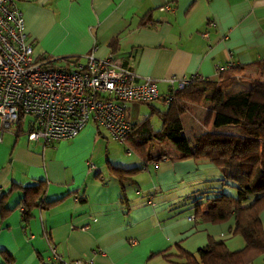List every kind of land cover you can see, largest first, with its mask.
I'll use <instances>...</instances> for the list:
<instances>
[{"label":"crops","instance_id":"obj_1","mask_svg":"<svg viewBox=\"0 0 264 264\" xmlns=\"http://www.w3.org/2000/svg\"><path fill=\"white\" fill-rule=\"evenodd\" d=\"M17 5L36 57L113 55L135 73V81L150 77L159 95L168 93L170 77L175 85L193 75L215 78L218 67L264 57V0H17ZM251 71L255 66L246 69ZM135 103H126L130 119H137ZM28 120L0 125V197L13 183L42 180L43 199L50 204L35 207L24 227L17 206L21 191L7 195L0 261L5 251L13 264H58L46 256L52 245L64 259L171 264L150 253L174 244L192 252L208 235L230 233L232 219L211 223L194 217L192 198L200 189L195 186L221 172L212 162L163 156L149 164L135 175L139 190H128L133 199L124 214L106 160L132 167L139 163L134 153L121 146L120 154L108 156V134L92 121L75 136L44 145L28 137ZM259 218L264 228V207Z\"/></svg>","mask_w":264,"mask_h":264},{"label":"trees","instance_id":"obj_2","mask_svg":"<svg viewBox=\"0 0 264 264\" xmlns=\"http://www.w3.org/2000/svg\"><path fill=\"white\" fill-rule=\"evenodd\" d=\"M37 58L44 60L46 66L58 69L82 61L84 56L41 55ZM251 65L256 68L255 77L246 73ZM245 78L249 79V86L236 88V84ZM167 94L157 97L164 105L162 109L152 101H123L125 118L132 126L124 140L118 141L125 146L124 150L139 158V163L124 167L106 160L109 174L118 185V199L123 213L129 212L133 199L128 190L135 193L139 190L135 175L149 164L157 162L163 156H170L171 160H208L222 173L220 178L211 182L214 184L216 180L222 186L230 183L236 188L237 195L218 191L217 195L207 197L204 201L207 191H201L198 197L192 198L194 217L211 223L232 219L233 224L229 231L231 234L240 235L244 244L232 249L224 238L208 235L207 242L195 251L190 252L179 244H174L150 253V256L160 255L171 264H255L256 258L264 254V228L259 218V212L264 207V57L252 63L231 64L220 70L215 78L194 75L190 82L174 93L170 102H166ZM134 101L146 102L150 109L148 114L137 120L130 119L127 114L126 103ZM203 101H208L204 125L208 128L212 122L213 128L189 138L184 133L182 116L187 110V104H200ZM151 114H156L161 120L159 128L152 126ZM24 116H29L26 131L28 134L32 121L30 115L20 113L15 123H21ZM227 125L236 126L238 133L219 131ZM169 144H172L173 151ZM212 186H207V189ZM15 188L21 191L17 206L21 210L24 226L32 217L35 207H47L50 202L43 199L44 181L37 180L28 185L13 183L0 197L1 218L7 212L4 200ZM80 199H83L82 195ZM49 247L50 245L47 251ZM46 256L48 260L55 262ZM2 258L0 264H13L14 258L9 253L4 251Z\"/></svg>","mask_w":264,"mask_h":264},{"label":"built area","instance_id":"obj_3","mask_svg":"<svg viewBox=\"0 0 264 264\" xmlns=\"http://www.w3.org/2000/svg\"><path fill=\"white\" fill-rule=\"evenodd\" d=\"M230 65L218 67L216 76ZM135 76L119 58L92 52L67 68L46 66L27 41L17 0H0L1 128H8L24 113L32 117L28 137L41 139L44 145L75 136L89 121L122 142L132 126L125 118L123 101L159 97L150 77L137 82ZM193 76L178 79L176 85V78L170 77L166 102ZM48 258L58 264H97L92 257L64 259L52 245Z\"/></svg>","mask_w":264,"mask_h":264},{"label":"rangeland","instance_id":"obj_4","mask_svg":"<svg viewBox=\"0 0 264 264\" xmlns=\"http://www.w3.org/2000/svg\"><path fill=\"white\" fill-rule=\"evenodd\" d=\"M256 73L257 72H255V71H251V76L252 77L257 76ZM249 84H250L249 79L245 78L242 81H240L238 84H236L235 87L236 88H245V87H248ZM152 103H154L155 105H157L161 109L164 107L163 103L159 99L152 100ZM207 105H208V101H203L200 104H187V110L185 111V113L182 116V121H183V125H184V133L189 138H191L194 134H197L201 131L212 130V128H213L212 122L210 123L208 128H206L204 125V120H205L206 111H207V107H208ZM135 106H138V108L136 110L137 119L142 118L144 115L148 114L150 111L149 105L146 102H136ZM132 112H134V111L132 110ZM150 118H151L152 126L154 128H159L161 125V120L159 119V117L156 114H151ZM133 119H135V117H133ZM102 130L105 131L104 129H102ZM219 131L229 132V133H238V128L236 126H233V125H227V126L221 127L219 129ZM107 137L109 139L107 142L108 143V149H109V153H108L109 155L108 156H115L117 154H120L122 151L121 150L122 144L118 140L114 139L111 136L107 135ZM169 146H170V144H169ZM170 147H171V150L173 151L172 144ZM172 151L169 150L170 154H172ZM102 159L104 160L105 157L103 156ZM221 174H222L221 172H216L215 176H218L216 178L217 179L220 178ZM212 180L204 182V184L202 186H200L199 184H197L195 186V189L200 188L195 193V194H197V197L200 195V192L203 190L207 191L204 194V198H203L204 201L207 200V197H213V196L217 195L219 193L218 191H220V192L222 191V192L230 194L232 196L237 195V190L232 184L229 183V184H225L222 186L221 183L216 181V180L213 184V182H211ZM200 183H203V181H201ZM208 183H209V185H211V186L213 185V186L211 188L207 189V186H209ZM219 237L224 238L226 243L228 244V246L231 248H234L233 246H237V244H241V245L244 244L243 238L240 235H234V234H231L229 232H226L222 236L220 235ZM263 257L264 256L261 255L258 258H256L255 264H262V258Z\"/></svg>","mask_w":264,"mask_h":264}]
</instances>
